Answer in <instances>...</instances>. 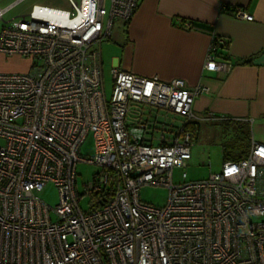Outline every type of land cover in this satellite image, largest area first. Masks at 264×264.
I'll return each instance as SVG.
<instances>
[{
	"label": "built area",
	"instance_id": "built-area-1",
	"mask_svg": "<svg viewBox=\"0 0 264 264\" xmlns=\"http://www.w3.org/2000/svg\"><path fill=\"white\" fill-rule=\"evenodd\" d=\"M23 1L0 7V53L33 59L28 72H0V264H264V143L252 137L246 157L189 181L192 124L218 119L194 110L210 88L114 67L106 97L102 44L141 0L34 4L5 19ZM227 46L213 36L204 70L232 69ZM89 134L96 154L84 159ZM79 161L100 167L82 189ZM50 183L55 206L38 194ZM146 185L168 188L166 205L142 201Z\"/></svg>",
	"mask_w": 264,
	"mask_h": 264
},
{
	"label": "crops",
	"instance_id": "crops-1",
	"mask_svg": "<svg viewBox=\"0 0 264 264\" xmlns=\"http://www.w3.org/2000/svg\"><path fill=\"white\" fill-rule=\"evenodd\" d=\"M224 7L242 8L253 19L236 17ZM114 32L115 39L102 44V63L106 45L111 70L119 67L163 81L184 79L190 89L202 83L211 93L196 97L197 114L218 117L208 122H247L264 135V0H141L131 20L117 22ZM214 35L229 41L221 51L233 65L228 72L204 70ZM252 137L264 143L253 130Z\"/></svg>",
	"mask_w": 264,
	"mask_h": 264
},
{
	"label": "rangeland",
	"instance_id": "rangeland-1",
	"mask_svg": "<svg viewBox=\"0 0 264 264\" xmlns=\"http://www.w3.org/2000/svg\"><path fill=\"white\" fill-rule=\"evenodd\" d=\"M13 0H0V7L4 8L8 3ZM14 2V1H13ZM11 4V3H10ZM34 4H45L51 6H58L62 8H69L67 0H24L17 7L12 9L5 17V19H11L22 14H26L30 11ZM122 24V22H118ZM4 24V21L0 19V30ZM117 29V24L115 31ZM115 32L113 39H115ZM114 43L111 45V49L114 50ZM110 49L107 51L105 45L103 51V63H104V84L106 97L111 98L113 91V75L110 68ZM4 56V57H3ZM0 56V72H28L31 69L33 59L31 57L23 56ZM172 115L168 117L160 116L158 126L160 130L168 129V125L172 123ZM199 129L196 136V142L192 148V158L188 160V166L185 169L187 171V180H200L207 178L212 172L221 171L223 163L225 161L223 156V145L232 146L236 142V134L234 131L226 130L223 126V122H208L200 121ZM168 124V125H166ZM253 133L255 139L264 142V135L259 133L256 126L253 125ZM158 143V141H155ZM96 154L95 141L92 134H89L86 140L80 147V156L84 159H91ZM100 171V167L96 164L79 161L76 165L77 181L79 187L82 189L83 184L88 183L94 179V176ZM181 167H176L174 170V181H183ZM39 196L44 199L51 206H55L58 203L59 195L58 189L53 184H48ZM169 190L162 186H143L140 190V196L142 201L157 205L164 206L168 201ZM84 209H87L86 202L81 203Z\"/></svg>",
	"mask_w": 264,
	"mask_h": 264
},
{
	"label": "trees",
	"instance_id": "trees-1",
	"mask_svg": "<svg viewBox=\"0 0 264 264\" xmlns=\"http://www.w3.org/2000/svg\"><path fill=\"white\" fill-rule=\"evenodd\" d=\"M223 10L228 12L230 11V8L225 7ZM230 12L233 14L234 11L231 10ZM247 62L249 61H245V63ZM192 126L196 127V130L199 129V123H194ZM223 126L226 130L234 131L236 134V142L231 147L223 145L224 159L239 160L246 157L252 142V128L250 124L237 120H226L223 122Z\"/></svg>",
	"mask_w": 264,
	"mask_h": 264
}]
</instances>
